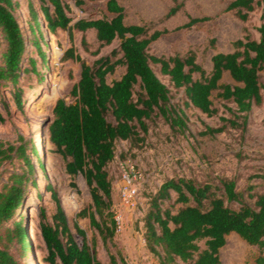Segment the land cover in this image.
Returning a JSON list of instances; mask_svg holds the SVG:
<instances>
[{"label":"trees","instance_id":"1","mask_svg":"<svg viewBox=\"0 0 264 264\" xmlns=\"http://www.w3.org/2000/svg\"><path fill=\"white\" fill-rule=\"evenodd\" d=\"M38 1L49 34L55 35L61 30L72 37L73 31L84 34L91 30L99 45L95 55L99 54L101 48L119 41V49L111 53V57L120 54L116 60L107 56L89 65L74 54L73 49L64 53L63 60L79 62V79L72 88L74 100L71 103L64 99L56 101L48 129L49 141L61 157L65 173L72 178L82 176L90 194L92 212L82 210L76 217L88 218L91 227L105 243L111 241L115 234V221L110 213L111 182L106 170L115 158V143L142 142L140 134L147 133L146 121L153 118H161L171 129L185 128L183 110L171 104L170 89L157 78L150 64L159 66L161 75L168 77L175 91L182 90L184 108H193L211 117L217 113L213 105V99L217 98L234 104L236 111L227 108L234 117V120L228 121L232 127H237L235 121L240 118L245 125L252 105L258 106L263 101L264 16L257 29L258 40L247 34L233 42L232 52L213 55L211 71L206 74L196 63L193 52L168 58L150 56L149 46L171 31L154 30L146 23L126 24L125 10L116 0H87L105 1V10L112 16L78 20L72 25V20L66 15L64 0ZM83 3L84 0H76V5ZM260 5H264V0H227L225 11L232 12L239 21L247 22ZM17 6L13 0H0V31L5 44L1 55L0 86L7 81L15 85L20 72L27 71L22 67L26 53L25 38L13 13ZM29 8V28L33 34L31 43L37 47L41 62L46 64L45 54L39 48L43 33L37 13L31 5ZM184 11L183 1L172 0L163 20ZM185 14L187 21L175 28L174 32L188 30L198 23L211 20V17L194 18ZM82 43H85L84 38ZM29 61L34 63L32 59ZM117 66L124 67V72L118 80L108 84L106 77ZM34 72L38 75V72ZM225 75L231 83L223 81ZM39 79L42 84V76ZM20 93L18 88L13 92V101L18 108L22 107ZM224 128L207 127L201 135L218 134ZM11 151L10 147L2 149L0 144V166L11 159ZM23 179V174H13L11 181L0 187V227L11 221L23 204ZM261 180L264 188V176ZM220 184L224 196L218 195L217 188L212 185L173 178L166 180L155 195L149 196V210L144 218V239L146 247L161 264H179L177 260L180 264H220L219 249L231 233L248 245L264 251V193L253 196L251 207L241 202L234 181L222 179ZM45 189L56 206L52 223L47 221L45 210H39L38 231L46 249L45 262L102 264L92 253L84 232L76 222L73 226L77 236L81 237V244L74 240L54 188L47 184ZM169 192L174 193V202L163 208L164 201L170 198ZM226 201L237 202L241 206L231 208ZM176 205L179 208L174 209ZM24 225V218L19 216L12 228L3 231L5 244L0 246V264H28L26 256L31 251V243ZM35 230L37 227L32 228L31 235ZM200 241H204L203 250L198 246ZM11 242L19 246L23 260H18L9 251ZM258 263L264 264V256L258 258ZM110 264H115L113 257H110Z\"/></svg>","mask_w":264,"mask_h":264},{"label":"rangeland","instance_id":"2","mask_svg":"<svg viewBox=\"0 0 264 264\" xmlns=\"http://www.w3.org/2000/svg\"><path fill=\"white\" fill-rule=\"evenodd\" d=\"M13 1L18 4L13 13L26 43L22 67L27 71L20 72L15 85L7 81L0 86V144L2 149L12 148L9 152L11 159L5 160L0 166V187L10 182L13 174H23L24 200L15 217L0 227V246L5 244L3 231L12 228L21 216L31 243V251L26 258L33 255L37 264H47L45 245L38 231L39 210H45L49 223H52V216L56 212L55 203L45 189L47 184L56 191L74 240L81 244V237L77 236L73 226L76 222L84 232L92 253L102 264H110V257H113L115 264H161L146 247L144 218L149 210V196L155 195L168 179L184 178L195 183L209 184L217 188V194L221 196L224 195L220 180L234 181L235 190L241 195V202L251 207L253 196L264 193L261 180L264 176V89L262 103L252 105L245 125L240 118L235 121L237 127H232L228 121L234 120V117L227 108L236 111L234 104L214 98L213 105L217 113L211 117L193 108H184L182 90L175 91L170 86L168 77L161 75L159 66L150 64L157 78L170 89L171 104L178 105L183 110L185 128L171 129L161 118H153L146 121L147 133L140 134L142 142L115 143V158L106 169L111 182L110 213L115 221V234L111 241L104 243L98 232L91 227L88 218L76 217L82 210L92 212L90 194L82 176L72 178L65 173L64 163L49 141L48 129L56 101L64 99L71 103L74 100L71 91L79 79V62L63 60L64 53L73 49L81 60L92 65L100 58L111 57L112 51L119 49V41H113L95 55L99 45L93 31L89 30L84 34L73 31L72 37L61 30L55 35L49 34L39 11L38 0ZM64 1L67 5L66 15L72 20L70 25L78 20L112 16L105 10V1L84 0L81 5H76V0ZM116 1L125 10L126 24L146 23L154 30L171 31L149 46L150 56L168 58L175 54L184 56L193 52L196 63L206 74L211 71L213 55L232 52L233 42L247 34L258 40L257 29L264 16V5L257 7L247 22H241L232 12L225 11L227 0H177L184 2V12L190 16L211 17V20L198 23L188 30L174 32L187 18L184 12H179L175 17L163 20L172 0ZM30 5L37 13L43 33V42H39V48L45 54L46 64L41 62L37 47L31 43L33 34L29 28ZM4 48L0 31V64ZM119 57L120 54L111 59ZM29 59L34 63H30ZM123 72L124 67L117 66L112 74L107 75V83L118 80ZM41 76L42 84L39 79ZM261 77L264 83V71ZM223 81L231 83L227 75ZM16 88L21 92V108L13 101ZM110 119L113 121V118ZM222 126L225 128L221 133L201 135L206 132L207 127L215 129ZM130 167L137 175L133 183L136 196L127 203L122 200L121 192L124 187L123 175ZM169 197V200L163 202V208L174 202V193L169 192ZM226 205L231 208L241 206L240 203L228 201ZM177 208L179 205L174 207ZM31 226L37 227L33 235ZM198 246L203 250L204 241H200ZM18 247L11 242L9 251L18 260H23ZM263 256L264 251L248 245L234 233L226 236L224 246L219 249L220 264H259L258 258ZM177 263L180 264L178 260Z\"/></svg>","mask_w":264,"mask_h":264},{"label":"built area","instance_id":"3","mask_svg":"<svg viewBox=\"0 0 264 264\" xmlns=\"http://www.w3.org/2000/svg\"><path fill=\"white\" fill-rule=\"evenodd\" d=\"M137 175L133 171V168H128V171L123 175V190L121 192V197L124 202H131L136 196V189L133 187V183L136 181Z\"/></svg>","mask_w":264,"mask_h":264},{"label":"bare ground","instance_id":"4","mask_svg":"<svg viewBox=\"0 0 264 264\" xmlns=\"http://www.w3.org/2000/svg\"><path fill=\"white\" fill-rule=\"evenodd\" d=\"M31 232H32V231H31ZM27 260H28V263H29V264H37L36 257L33 256V255H31L30 258L27 259Z\"/></svg>","mask_w":264,"mask_h":264}]
</instances>
